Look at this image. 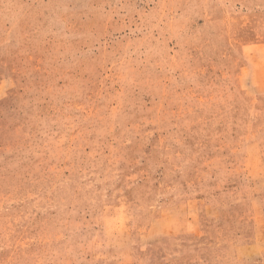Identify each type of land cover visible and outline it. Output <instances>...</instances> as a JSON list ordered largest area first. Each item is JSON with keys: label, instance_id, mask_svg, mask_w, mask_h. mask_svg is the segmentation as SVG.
<instances>
[{"label": "rangeland", "instance_id": "rangeland-1", "mask_svg": "<svg viewBox=\"0 0 264 264\" xmlns=\"http://www.w3.org/2000/svg\"><path fill=\"white\" fill-rule=\"evenodd\" d=\"M0 264H264V0H0Z\"/></svg>", "mask_w": 264, "mask_h": 264}]
</instances>
